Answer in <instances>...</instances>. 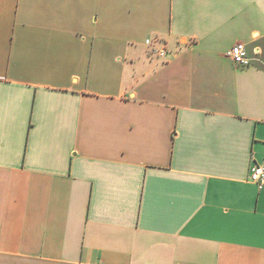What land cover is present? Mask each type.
<instances>
[{
  "label": "crops",
  "instance_id": "0c3cea01",
  "mask_svg": "<svg viewBox=\"0 0 264 264\" xmlns=\"http://www.w3.org/2000/svg\"><path fill=\"white\" fill-rule=\"evenodd\" d=\"M256 165L264 0H0V264H264Z\"/></svg>",
  "mask_w": 264,
  "mask_h": 264
},
{
  "label": "built area",
  "instance_id": "2783aa9c",
  "mask_svg": "<svg viewBox=\"0 0 264 264\" xmlns=\"http://www.w3.org/2000/svg\"><path fill=\"white\" fill-rule=\"evenodd\" d=\"M151 44V42H149ZM160 56L168 54L167 48H163L159 53ZM227 57L236 65L241 68H248L250 66V60L243 44H238L228 52ZM250 180L259 185H264V165H256L252 168L250 174Z\"/></svg>",
  "mask_w": 264,
  "mask_h": 264
},
{
  "label": "rangeland",
  "instance_id": "374dc122",
  "mask_svg": "<svg viewBox=\"0 0 264 264\" xmlns=\"http://www.w3.org/2000/svg\"><path fill=\"white\" fill-rule=\"evenodd\" d=\"M163 48H159L156 52L160 53Z\"/></svg>",
  "mask_w": 264,
  "mask_h": 264
}]
</instances>
